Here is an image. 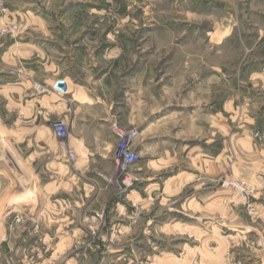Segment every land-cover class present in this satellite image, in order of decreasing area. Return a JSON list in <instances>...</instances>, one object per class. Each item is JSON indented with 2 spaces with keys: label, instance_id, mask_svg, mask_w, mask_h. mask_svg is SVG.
I'll use <instances>...</instances> for the list:
<instances>
[{
  "label": "rangeland",
  "instance_id": "obj_1",
  "mask_svg": "<svg viewBox=\"0 0 264 264\" xmlns=\"http://www.w3.org/2000/svg\"><path fill=\"white\" fill-rule=\"evenodd\" d=\"M0 264H264V0H0Z\"/></svg>",
  "mask_w": 264,
  "mask_h": 264
},
{
  "label": "crops",
  "instance_id": "obj_2",
  "mask_svg": "<svg viewBox=\"0 0 264 264\" xmlns=\"http://www.w3.org/2000/svg\"><path fill=\"white\" fill-rule=\"evenodd\" d=\"M60 85H59V87L61 88ZM72 101L77 102V104L82 106V107H91V106H94L96 104L95 98L91 97L87 94L76 93L73 96ZM75 139H76V141H71V145L75 149L79 150L81 147H83V145H85V137H84V135H82V136L75 138Z\"/></svg>",
  "mask_w": 264,
  "mask_h": 264
},
{
  "label": "built area",
  "instance_id": "obj_3",
  "mask_svg": "<svg viewBox=\"0 0 264 264\" xmlns=\"http://www.w3.org/2000/svg\"><path fill=\"white\" fill-rule=\"evenodd\" d=\"M58 84L60 85V84H62V82L60 81ZM54 127H55V130L58 132L59 135L66 136L67 129H66V127H65L63 122L55 124ZM126 158L128 159L127 162H130V161L133 160V157H132V155L130 153L126 154Z\"/></svg>",
  "mask_w": 264,
  "mask_h": 264
},
{
  "label": "bare ground",
  "instance_id": "obj_4",
  "mask_svg": "<svg viewBox=\"0 0 264 264\" xmlns=\"http://www.w3.org/2000/svg\"><path fill=\"white\" fill-rule=\"evenodd\" d=\"M4 156V155H3Z\"/></svg>",
  "mask_w": 264,
  "mask_h": 264
}]
</instances>
